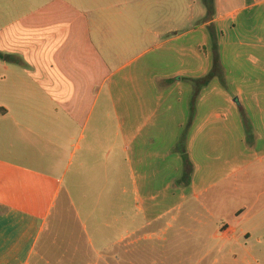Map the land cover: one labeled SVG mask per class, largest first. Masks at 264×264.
<instances>
[{
  "label": "crops",
  "instance_id": "1",
  "mask_svg": "<svg viewBox=\"0 0 264 264\" xmlns=\"http://www.w3.org/2000/svg\"><path fill=\"white\" fill-rule=\"evenodd\" d=\"M229 1L12 0L0 264L264 261V0Z\"/></svg>",
  "mask_w": 264,
  "mask_h": 264
},
{
  "label": "rangeland",
  "instance_id": "2",
  "mask_svg": "<svg viewBox=\"0 0 264 264\" xmlns=\"http://www.w3.org/2000/svg\"><path fill=\"white\" fill-rule=\"evenodd\" d=\"M181 1L183 0H174L175 2V5H176V13H178V6H181ZM241 0H230L228 4H224L222 6H225V7H228V6H235L237 5L238 3H240ZM248 2H250L251 0H247ZM11 2L12 0H0V14L2 15L3 17V21H5L7 19V11H8V8L10 7L11 5ZM187 2H190L191 6H192V9H191V15L192 16H197L198 13L200 12V10L202 9H205L206 6H205V3H204V0H187ZM212 4L214 3V0H211ZM211 4V6H212ZM196 21H198L196 19ZM195 26L194 23H192V27ZM195 40L197 41L198 40V34H195L192 36V41ZM5 56V55H4ZM172 226L174 227V229H177L179 227V223L178 224H175L173 223ZM189 229H191V236H187V239L190 241V243L192 245L194 244H199V234H198V230H200V225L198 224V221H195L192 225L188 226ZM144 232V231H143ZM146 232H144L145 234ZM158 235V234H157ZM155 236L154 238H151V239H143L141 238L140 236L141 235H137V236H131L129 237L125 242L128 243V242H134V240H138L137 244L140 245V246H155V245H160L161 242H159L157 240L158 236ZM171 235V234H170ZM168 237L169 239V242L168 243H171V236H166ZM258 237V236H257ZM257 237H253L250 241H249V245L251 246H256V238ZM185 239V237H184ZM125 243V244H126ZM42 245H43V242H39L38 243V246L36 248V252L34 254V256L32 257L31 261H30V264H43V261H42V253L40 251V249L42 248ZM193 253L195 252H199L200 251V248L198 247H195V246H192L191 249H190ZM191 254V252H189ZM254 264H264V261H260L259 263H254Z\"/></svg>",
  "mask_w": 264,
  "mask_h": 264
},
{
  "label": "trees",
  "instance_id": "3",
  "mask_svg": "<svg viewBox=\"0 0 264 264\" xmlns=\"http://www.w3.org/2000/svg\"><path fill=\"white\" fill-rule=\"evenodd\" d=\"M204 3H205V6L208 8V9H211V0H204Z\"/></svg>",
  "mask_w": 264,
  "mask_h": 264
}]
</instances>
